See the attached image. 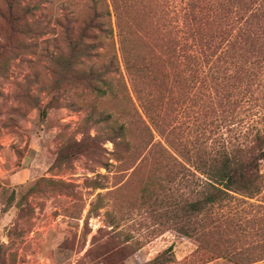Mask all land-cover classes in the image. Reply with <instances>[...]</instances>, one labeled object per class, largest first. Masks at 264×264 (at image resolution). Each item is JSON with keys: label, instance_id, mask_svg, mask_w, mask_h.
Listing matches in <instances>:
<instances>
[{"label": "rangeland", "instance_id": "rangeland-1", "mask_svg": "<svg viewBox=\"0 0 264 264\" xmlns=\"http://www.w3.org/2000/svg\"><path fill=\"white\" fill-rule=\"evenodd\" d=\"M35 2L19 0V5ZM5 3L0 0V264H102L95 259L109 233L114 243L126 246L124 264H147L167 247L173 256L168 264H234L226 257L206 261L195 236L161 223L140 203L139 187L148 168L133 173L139 160L124 169L110 140L89 141L88 135L105 133L114 121L133 120V101L137 103L121 62L119 71L110 72L104 96L82 83L67 81L53 88L54 59L65 45L52 19L68 0H49L43 9L21 14L20 24L30 29L22 33L10 31ZM103 62L97 59L98 69ZM209 94L199 91L189 108L182 111L176 105L174 110L180 138L191 152L193 145L242 142L251 120L259 116L252 118L251 111L259 107L250 110L246 98L222 109ZM49 101L52 106L41 116ZM107 112L110 121L84 125L87 115ZM72 143L82 144V150L60 160L61 150ZM260 170L264 177V159ZM173 191L186 194L188 188ZM98 193L104 206L89 212ZM192 222L194 235L203 233L230 251L264 243V180L255 197L237 195ZM250 264H264V259Z\"/></svg>", "mask_w": 264, "mask_h": 264}, {"label": "trees", "instance_id": "trees-1", "mask_svg": "<svg viewBox=\"0 0 264 264\" xmlns=\"http://www.w3.org/2000/svg\"><path fill=\"white\" fill-rule=\"evenodd\" d=\"M4 1L5 20L16 33L30 30L26 23L20 24L23 14L43 9L42 3L49 2L37 0L20 6L19 0ZM52 22L65 45V51L54 59L55 90L68 81L84 84L97 97L104 96L111 86L110 72L119 71V62L123 65L137 103L133 101V120L114 121L105 133L88 135V139L91 143L99 138L110 140L114 157L124 169L137 160L133 173L148 168L139 187L140 203L161 223L195 236L197 249L207 253L206 261L217 257L234 264L263 260L261 241L230 251L203 233L194 235L192 221L214 205L237 195L253 198L262 190L264 0H68ZM98 58L104 61L101 69L96 66ZM122 84L126 87L124 79ZM199 91L214 93L222 109L244 98L250 110L259 107L251 111L252 118L259 116L251 120L242 142L193 145L192 152L187 148L173 114L176 105L182 111L189 108L188 101ZM51 106L49 101L40 110L41 116ZM110 120L108 112L95 118L89 114L84 125ZM154 132L161 139H155ZM82 146L67 145L59 159L79 153ZM181 186L188 188L184 195L173 191ZM102 197L96 195L89 212L104 206ZM260 232L264 236V225ZM114 239L112 233L107 235L96 261L124 264L126 246ZM172 260L167 247L147 264Z\"/></svg>", "mask_w": 264, "mask_h": 264}]
</instances>
